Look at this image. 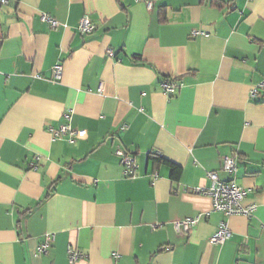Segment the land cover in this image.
Masks as SVG:
<instances>
[{
	"label": "crops",
	"instance_id": "1",
	"mask_svg": "<svg viewBox=\"0 0 264 264\" xmlns=\"http://www.w3.org/2000/svg\"><path fill=\"white\" fill-rule=\"evenodd\" d=\"M152 1L0 2V264H264V91L250 96L264 79V0ZM168 79L182 83L171 97ZM63 124L86 135L54 137ZM154 151L182 167L178 180ZM210 171L247 190L252 217L213 210L199 192ZM187 218L198 223L178 232ZM222 221L232 237L213 244Z\"/></svg>",
	"mask_w": 264,
	"mask_h": 264
},
{
	"label": "built area",
	"instance_id": "2",
	"mask_svg": "<svg viewBox=\"0 0 264 264\" xmlns=\"http://www.w3.org/2000/svg\"><path fill=\"white\" fill-rule=\"evenodd\" d=\"M10 0H0L2 4H7ZM143 1L147 4L149 9L153 8L154 2L152 0H136ZM42 19L50 23L53 29L57 28L59 25L58 20L50 17L47 14L42 15ZM79 29L83 33H91L95 29V25L91 22L88 15H84L79 24ZM194 33H197L194 31ZM108 54L113 56L114 53L112 49L108 50ZM63 65L61 63L55 65L53 69L54 81H60L63 77ZM182 86V83L173 79H168L162 85L163 91L169 97L173 96ZM102 89V87H100ZM264 91V79L258 85L252 87L250 91V96L252 98L256 97L260 91ZM127 126H124L126 128ZM52 134L54 137H65L69 136L72 139L73 136H84L86 135V130L74 131L70 125L63 124L58 129H52ZM157 154H160L159 151H156ZM116 154L120 157L122 164L124 165L125 172L128 176H133L136 174L138 164L136 162V157L131 152L118 148L116 149ZM222 168L226 172H233L237 168V158L234 156H226L223 158ZM208 177L211 179L212 184L210 187L199 190L200 193L209 195L213 199V210L216 212L222 213L226 217L233 215H245L252 217L256 210L257 204L252 203L249 205H244V200L247 195V190L238 185L235 181H223L219 178V175L216 171H210ZM198 223V218L183 219L175 222V227L178 232L188 233L192 226H195ZM232 237V230L228 226L226 221H222L219 225L218 230L211 237L210 241L213 244L222 243L225 240H228ZM56 239L55 233H50L46 237V241L38 247V251L41 254H48L49 247L52 242ZM68 256L71 263H75L78 259L82 257V253L75 249L73 246L68 247Z\"/></svg>",
	"mask_w": 264,
	"mask_h": 264
},
{
	"label": "trees",
	"instance_id": "3",
	"mask_svg": "<svg viewBox=\"0 0 264 264\" xmlns=\"http://www.w3.org/2000/svg\"><path fill=\"white\" fill-rule=\"evenodd\" d=\"M214 3L217 4L218 6H222L223 2L221 0H214ZM141 60L140 57L138 56H134V61H139ZM160 156H162L161 154H157L156 151H154V153H152V159H154V161L156 163H161V162H166L168 164L171 165L172 167V178L174 180H178L182 174V167L180 165L174 164V163H170L164 159H162ZM51 194V190L47 193L45 198H48Z\"/></svg>",
	"mask_w": 264,
	"mask_h": 264
}]
</instances>
